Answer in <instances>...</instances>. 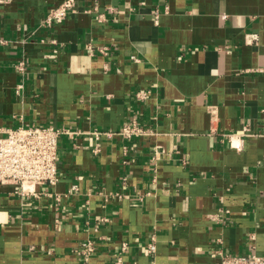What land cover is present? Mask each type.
I'll use <instances>...</instances> for the list:
<instances>
[{
  "label": "crops",
  "instance_id": "0c3cea01",
  "mask_svg": "<svg viewBox=\"0 0 264 264\" xmlns=\"http://www.w3.org/2000/svg\"><path fill=\"white\" fill-rule=\"evenodd\" d=\"M62 1L0 0V129L76 133L38 199L0 186V264H83L90 239V264L263 255L264 0H76L43 28ZM134 115L154 135L124 140Z\"/></svg>",
  "mask_w": 264,
  "mask_h": 264
},
{
  "label": "built area",
  "instance_id": "2783aa9c",
  "mask_svg": "<svg viewBox=\"0 0 264 264\" xmlns=\"http://www.w3.org/2000/svg\"><path fill=\"white\" fill-rule=\"evenodd\" d=\"M76 0H64L57 7L51 9L44 18L43 28H53L62 24L68 15L76 8ZM253 37L248 42L255 41ZM55 43V42H54ZM88 51L94 55L96 51L107 54L108 48L95 49L93 45L88 46ZM20 73L26 72V64L20 61L16 65ZM22 88V86H20ZM150 90H140L135 94L137 102L144 103L150 98ZM156 119V117L154 118ZM76 133L70 129L60 128L53 125H31L19 126L17 128L0 129V186L12 185V195L18 197L22 202H31L32 198H39L41 193L36 190L37 186H55L59 181V143L63 135L72 136ZM119 134L126 141L142 139L154 135L153 129L143 125L138 115H134L129 122L122 125ZM240 138L248 136V131H242ZM256 136H264V128ZM232 141V137L229 136ZM238 149H240L238 147ZM125 154L128 147H124ZM164 153L162 146L151 149V159L154 163ZM77 189L76 186L73 187ZM49 195L48 193H46ZM60 201V196L56 198ZM149 250L154 252L155 245H149ZM126 245H123V251ZM75 252L79 255L83 264H90L92 257L96 254V244L92 239L81 243ZM221 264H264V254L250 253L248 255H231L219 252ZM116 264H122L121 259Z\"/></svg>",
  "mask_w": 264,
  "mask_h": 264
}]
</instances>
